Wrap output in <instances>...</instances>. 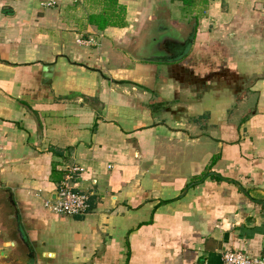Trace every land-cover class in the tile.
Returning <instances> with one entry per match:
<instances>
[{
    "label": "crops",
    "instance_id": "0c3cea01",
    "mask_svg": "<svg viewBox=\"0 0 264 264\" xmlns=\"http://www.w3.org/2000/svg\"><path fill=\"white\" fill-rule=\"evenodd\" d=\"M44 1L0 0V264L263 256L264 0Z\"/></svg>",
    "mask_w": 264,
    "mask_h": 264
},
{
    "label": "built area",
    "instance_id": "2783aa9c",
    "mask_svg": "<svg viewBox=\"0 0 264 264\" xmlns=\"http://www.w3.org/2000/svg\"><path fill=\"white\" fill-rule=\"evenodd\" d=\"M59 4L60 0H45L42 6L55 9ZM80 172L79 167H73L69 170L58 188L56 199L45 202L44 206L48 211L64 217H81L90 212L92 208L91 197L77 192L71 184L74 176H78ZM223 264H264V255L258 258H250L243 252H228L223 257Z\"/></svg>",
    "mask_w": 264,
    "mask_h": 264
},
{
    "label": "water",
    "instance_id": "95a60500",
    "mask_svg": "<svg viewBox=\"0 0 264 264\" xmlns=\"http://www.w3.org/2000/svg\"><path fill=\"white\" fill-rule=\"evenodd\" d=\"M192 43V41L190 42V44ZM181 54L179 55V57H183L185 54H186V51L184 52V51H182V52H180ZM163 60H167V59H163ZM53 71H54V68L53 67H45V69H44V72H45V83L46 84H49L50 83V80L52 79V77H53ZM211 175L212 176H218V177H220V175H218V174H215V173H211ZM221 179H223V180H227V179H224V178H222V177H220ZM238 185V187H239V189H241L244 193H247V191L246 190H244L243 189V187L240 185V184H237ZM264 203V202H263ZM8 205H9V207H10V209L11 210H13L12 208H14V210H15V203L13 202V200L10 198L9 200H8ZM17 212H15V214H16ZM16 217H15V220L17 221V215H15ZM18 231H19V234H20V239H21V241L25 244V245H27V243H26V241H25V238L23 237V235H22V232L20 231V229H19V227H18ZM28 248H29V246H28ZM25 264H36V257H35V254H34V252L29 248V254H28V258L26 259V261H25Z\"/></svg>",
    "mask_w": 264,
    "mask_h": 264
},
{
    "label": "rangeland",
    "instance_id": "374dc122",
    "mask_svg": "<svg viewBox=\"0 0 264 264\" xmlns=\"http://www.w3.org/2000/svg\"><path fill=\"white\" fill-rule=\"evenodd\" d=\"M5 211L0 212V228H4V226H10V223L7 222V216L4 215Z\"/></svg>",
    "mask_w": 264,
    "mask_h": 264
}]
</instances>
